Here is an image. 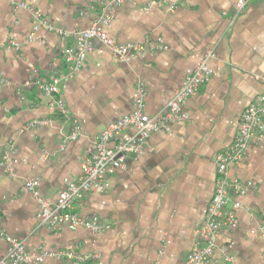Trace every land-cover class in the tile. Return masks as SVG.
I'll return each mask as SVG.
<instances>
[{
    "label": "crops",
    "instance_id": "crops-1",
    "mask_svg": "<svg viewBox=\"0 0 264 264\" xmlns=\"http://www.w3.org/2000/svg\"><path fill=\"white\" fill-rule=\"evenodd\" d=\"M146 1L121 4L105 32L121 44L158 38L166 50H145L124 62L94 42L68 77L62 44L70 40L38 30L29 41L32 18L16 5L32 6L55 28L86 29L91 17L80 13L97 9V0H0V42L19 46L0 50V79L10 83L0 84V230L33 253L73 248L96 256L85 264H183L212 197L216 156L231 144L243 109L264 93V0H244L234 19L237 0H182L173 13L141 10ZM208 52L213 75L188 100L189 119L152 134L140 156L128 157L123 170L105 178V193L90 192L77 207L81 217L95 215L109 229L93 234L39 226L37 202L22 185L35 180L40 197L54 201L77 178L84 153L108 123L132 111L138 80L146 88L144 111L155 117ZM54 76L63 79L68 118L29 84ZM69 119L80 134L60 150ZM34 120L50 123L27 129ZM231 175L255 188L239 198L236 228L219 233L215 258L218 264H263L264 141L250 145ZM6 246L0 237V260ZM224 255L233 261L224 262ZM42 264L73 263L48 258Z\"/></svg>",
    "mask_w": 264,
    "mask_h": 264
},
{
    "label": "built area",
    "instance_id": "built-area-1",
    "mask_svg": "<svg viewBox=\"0 0 264 264\" xmlns=\"http://www.w3.org/2000/svg\"><path fill=\"white\" fill-rule=\"evenodd\" d=\"M127 0H97V9L90 8L81 12V16L91 17L90 26L86 29L55 28L46 16L25 3L16 5L26 10L32 18V35L38 30H44L60 37L61 40H70V45L62 44L63 59L67 66L68 77L78 71L82 62L93 50L94 42L106 47L114 59L128 62L137 54L147 50L157 52L166 50L160 39L144 38L141 42L121 44L110 38L105 28L113 21L116 9ZM183 4L182 0H148L140 5L141 10L161 9L173 13ZM246 6L244 0H237L234 6L233 19ZM19 49L11 39L0 42L2 49ZM213 57L208 52L201 58L192 73L185 77L180 88L168 102L166 109L155 117H149L144 111L146 96L145 84L136 82V97L132 104V111L123 115L106 126L97 137L92 150L84 153L80 172L77 178L71 181L54 201L48 202L40 197L35 180L26 181L21 190L31 194L37 202L35 214L39 226L50 231L67 229L74 231L84 228L93 234H101L109 229L100 218L92 215L83 218L77 213V207L90 192L105 193V178L115 171L123 170L128 157H138L145 149L148 138L155 133H168L171 124L185 122L189 119L186 104L193 97L198 88L209 82L213 73L207 61ZM32 74H36L32 70ZM62 77L54 76L49 81L36 78L29 84L50 99V106L68 118V111L60 95ZM1 86H10L8 81L0 79ZM28 84V83H26ZM21 100L23 98L21 97ZM70 120V131L61 140L60 150L78 139L79 127L74 120ZM48 120H34L27 125V129H35L48 125ZM264 141V93L258 95L242 111L236 133L231 144L216 156V168L212 197L206 209L205 217L198 224L194 232L193 245L183 264H218L215 258L217 238L223 229H234L237 225L236 213L243 208L239 198L255 187L251 182L240 181L231 175V171L238 166L246 156L252 143ZM7 155L3 156L6 161ZM0 237L6 242V254L0 264H42L46 259L66 260L73 264H85L96 259L91 253H78L73 248L54 252L33 253L26 249L25 243L9 236L0 230ZM224 262H232L233 258L223 256ZM264 264V262H263Z\"/></svg>",
    "mask_w": 264,
    "mask_h": 264
}]
</instances>
